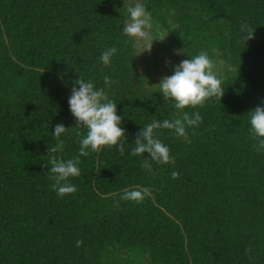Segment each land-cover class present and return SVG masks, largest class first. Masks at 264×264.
Returning <instances> with one entry per match:
<instances>
[{"label": "trees", "instance_id": "1", "mask_svg": "<svg viewBox=\"0 0 264 264\" xmlns=\"http://www.w3.org/2000/svg\"><path fill=\"white\" fill-rule=\"evenodd\" d=\"M136 2L0 0V264H264V149L254 147L248 113L264 107V0H139L153 21L150 52L149 39L122 32ZM243 24L254 39H243ZM201 51L222 99L186 107L202 122L183 137L156 130L174 165L132 156L143 127L182 116L151 87L162 76H151ZM79 75L105 88L127 141L124 155L112 146L79 157L81 174L68 181L77 191L59 198L51 155L76 158L87 134L68 102ZM104 76L116 83L106 87ZM60 123L70 130L50 154ZM145 187L143 203L121 200Z\"/></svg>", "mask_w": 264, "mask_h": 264}, {"label": "clouds", "instance_id": "2", "mask_svg": "<svg viewBox=\"0 0 264 264\" xmlns=\"http://www.w3.org/2000/svg\"><path fill=\"white\" fill-rule=\"evenodd\" d=\"M127 13L128 18L123 23V34L130 39L134 38L137 42L141 39H149L150 43L142 52H150L154 40L149 35V30L153 27L151 14L146 11L144 4L139 0L134 6L127 5ZM255 30L247 24L241 25V31L247 33L243 39L246 42L254 39ZM175 51L176 54L185 53L183 49ZM117 52L116 47L106 49L99 58L102 65L110 66L112 57ZM167 63H171V61ZM214 68L215 63L209 58L208 53L201 51L191 59L183 60L175 65L173 75L165 76L159 84L151 86L158 87L164 101H172L182 116L173 120L165 119L162 122L153 120L143 127L133 142L135 146L131 149L132 156H141L147 152L148 158L158 165L175 164V159L170 155L169 148L157 138L156 130H174L178 136L183 137L186 126L194 127L202 122L198 111L190 116L184 109L186 107L193 109L203 107L205 102L213 97L222 99L225 90L221 87L222 79L217 77ZM103 80L106 87L116 83L110 76H104ZM74 85H78L79 88L77 89L75 86L72 88L68 100L70 111L76 118L75 126L86 128L87 134L79 141L80 149L76 158L64 161L58 159L56 155H51L49 179L54 181L51 187L59 198L77 191V188L68 181L69 178L79 177L81 174V170L77 166L81 162L79 157H86L90 152H100L102 148L112 146H118V151L124 155V143L127 141L126 130L119 127L123 118L117 115V105L109 98L105 88L95 89L94 83L91 80L86 81L82 75H79V78L74 81ZM248 113L250 114L251 138L259 141L258 146L254 145V147H257L258 150L264 149V107L258 106ZM69 130L70 128H65L63 123L55 125V130L52 133L55 146L50 147V154L63 151L64 142L61 136ZM80 135V132H77V136ZM148 158L144 160L143 167L151 173L153 171L152 163ZM178 177L179 173L172 171L171 178L177 179ZM148 195H150V189L147 187L125 190L121 200L143 203ZM82 244V240L76 241V247L79 248Z\"/></svg>", "mask_w": 264, "mask_h": 264}, {"label": "rangeland", "instance_id": "3", "mask_svg": "<svg viewBox=\"0 0 264 264\" xmlns=\"http://www.w3.org/2000/svg\"><path fill=\"white\" fill-rule=\"evenodd\" d=\"M180 63V62H179ZM179 63H176L175 61H172V64L175 66V65H178ZM174 66H172V67H170V68H168V69H166V68H164V67H160V69H161V72H160V75H157V76H151V78H153L154 80H157L159 77H161L162 76V78L163 77H165V76H171V75H173L174 74Z\"/></svg>", "mask_w": 264, "mask_h": 264}]
</instances>
